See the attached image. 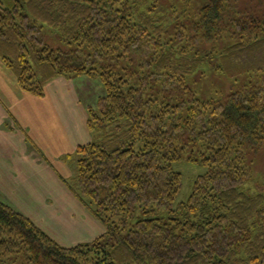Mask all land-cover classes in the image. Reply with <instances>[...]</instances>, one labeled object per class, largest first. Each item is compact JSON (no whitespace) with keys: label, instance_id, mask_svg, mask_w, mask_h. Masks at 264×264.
Segmentation results:
<instances>
[{"label":"trees","instance_id":"trees-1","mask_svg":"<svg viewBox=\"0 0 264 264\" xmlns=\"http://www.w3.org/2000/svg\"><path fill=\"white\" fill-rule=\"evenodd\" d=\"M160 2L0 0V59L24 92L43 97L58 77L105 88L87 108L91 141L68 157L71 192L106 227L66 246L0 201V264H264V194L245 190L247 150L264 148V0L250 11L205 0L172 36ZM44 25L65 49L46 42ZM197 39L227 44L216 57ZM216 63L235 85L255 80L223 98L196 97L188 78ZM184 160L205 171L176 203Z\"/></svg>","mask_w":264,"mask_h":264},{"label":"rangeland","instance_id":"rangeland-1","mask_svg":"<svg viewBox=\"0 0 264 264\" xmlns=\"http://www.w3.org/2000/svg\"><path fill=\"white\" fill-rule=\"evenodd\" d=\"M204 2L205 0H161L157 13L159 16H166L168 24H172L169 30V33L172 36V34L175 33L174 24L178 22V18L179 20H187V18L190 20L194 18ZM255 5L256 3L254 0H238V8L240 10L247 9L246 11H250L253 8L256 9L257 6ZM44 26L42 34L46 42L54 49H65L66 43L62 39L61 34L53 28L46 25ZM190 33L191 32L189 31L190 37L187 38V42H185L184 45L186 46V49L192 53V48L189 46L193 42L189 40L192 37V34ZM197 40V47L199 49L201 48V52L207 50L213 51L216 57L218 56V50L222 49L227 44V40H216L209 44L202 43L201 39ZM217 65L218 63H216V65H206L195 77L188 78V85L196 97L203 100L223 98L232 89L237 88L244 82L255 80L253 77H248L243 79L244 81L239 83L236 82L235 85L233 80L216 68ZM77 88H79V85H77ZM92 88L93 92L89 89H86L84 92H87L88 90L93 93H91V98H93L91 101H94L92 103V105H94L97 99L105 94V88L97 79H93ZM155 94L162 96L158 89L155 90ZM85 99L86 97L84 96L82 100ZM15 120L17 122L15 124V137L20 138L21 135L26 139L25 142L31 146L30 148L27 146L25 150L20 151L17 157L21 159L22 154L27 153L28 150L30 157V153L33 154V151H35V141H38V143L41 144L40 136L44 139H46L47 136L35 126H26V116L24 114L19 122L16 116ZM5 124L6 127L14 129L9 123L8 118H6L3 123V125ZM21 129H23L25 133ZM27 144H24L23 148H25V145ZM42 144L44 146L47 145L46 143ZM9 150V146H1L0 155H4V157L7 158L12 157ZM46 151L45 158L48 156L49 162L51 161L50 163L46 162V159H44L42 155V158L37 157L36 160H29L26 168H23L24 174L19 175L16 178H12V176L7 174L8 172L13 171L18 172V165L15 164L18 163L16 160H12L13 163H15L11 169H8L7 166L1 168L3 174H0V201L12 206L17 211L20 210L19 212L23 211L31 213L32 215L40 214L39 216H41V219L43 220H38L41 221L42 225L54 238L66 246H73L81 242H89L105 233L106 227L104 224L96 219L89 211V206L81 203L70 190V186H75V177L77 176V164L73 159L68 157L71 155V152H67L68 155L62 154L56 156L52 153L58 152L56 147L52 149L46 147ZM247 153L249 154L248 165L250 170V180L245 186V190L253 196L264 194V148L258 151L251 150L250 152L247 150ZM44 164L47 172L45 176H43L42 172ZM175 168L180 171L184 177V186L176 202L180 203L188 199L195 177L202 174L205 170L203 167L189 163L185 160L184 162L176 164ZM52 179L54 181L60 180L63 182L65 190H67L65 192H56V197H58L56 203L45 197L41 199L38 191L39 184L43 188H45L46 185L51 191L59 188L58 184L56 186ZM69 197L72 198V200L69 199ZM47 203L49 205H46ZM43 210L46 211L44 212ZM15 264H18V261H16Z\"/></svg>","mask_w":264,"mask_h":264},{"label":"crops","instance_id":"crops-1","mask_svg":"<svg viewBox=\"0 0 264 264\" xmlns=\"http://www.w3.org/2000/svg\"><path fill=\"white\" fill-rule=\"evenodd\" d=\"M92 81L93 79L89 77H79L75 79L58 77L46 86V94L43 97H38L24 92L18 85L15 75L0 59V152L1 146H9V151L12 154V157L9 158L0 155V174H3L1 168L4 166L11 169L15 163H13L12 160L18 162L15 163L18 165V172L13 171L7 173L9 176H12V178L24 174L23 168H26L29 160H36L37 157L42 158L43 156L46 162L50 163L51 161L49 162L48 156L45 158V152H47L46 147L50 149L56 147L58 152L52 153L53 155L59 156L67 154V152L73 154L78 146L87 144L91 141L92 137L86 127V121L87 108L94 102L91 101L93 100V98H91L93 94ZM77 85H79V88H77ZM86 89L92 92L88 90L84 92ZM84 96L86 99L82 100ZM23 114L26 116L25 125L35 126L37 129H40L47 138L44 139L40 136L41 144L35 141L36 145H34L35 151H33V154L30 153L29 157L28 150L27 153L22 154L21 159H19L17 157L19 152L25 150L27 146L29 148L31 147L25 142L26 139L21 135L20 138L15 137V124L17 123L15 116L19 122ZM6 118H8L9 123L14 129L6 127V124L3 125ZM21 130L25 133L23 129ZM42 143H46L47 145L44 146ZM24 144H27L25 148H23ZM42 172L43 176L47 174L45 164ZM54 182L56 186L57 184L59 186V188H56L54 191L48 189L46 185L45 188H43L39 184L38 191L41 199L45 197L56 203L58 201L56 192L67 191L65 190L63 182L60 180H55ZM69 199L72 200L70 197ZM46 205L49 204L47 203ZM21 213L27 215L45 228L41 223L43 219L39 216L40 214L32 215L31 213L23 211H21ZM38 219H41V221Z\"/></svg>","mask_w":264,"mask_h":264}]
</instances>
